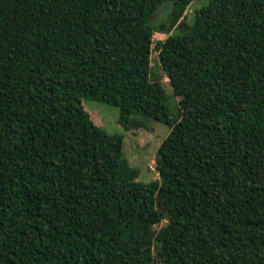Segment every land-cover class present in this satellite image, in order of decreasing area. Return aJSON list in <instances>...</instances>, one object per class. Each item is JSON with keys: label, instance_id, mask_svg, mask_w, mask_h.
Here are the masks:
<instances>
[{"label": "trees", "instance_id": "trees-1", "mask_svg": "<svg viewBox=\"0 0 264 264\" xmlns=\"http://www.w3.org/2000/svg\"><path fill=\"white\" fill-rule=\"evenodd\" d=\"M193 1L0 0V264H264V0L155 46L161 4ZM84 100L169 128L155 180L123 178Z\"/></svg>", "mask_w": 264, "mask_h": 264}, {"label": "rangeland", "instance_id": "rangeland-1", "mask_svg": "<svg viewBox=\"0 0 264 264\" xmlns=\"http://www.w3.org/2000/svg\"><path fill=\"white\" fill-rule=\"evenodd\" d=\"M209 0H195L186 7L164 2L158 8L150 24L158 32L155 33L153 43L162 42L168 36L175 34V29L180 23H190L196 11L208 4ZM153 44V45H154ZM156 50L152 51L151 68L154 79L161 82L167 95L171 110L177 112L178 99L172 96L171 88L164 72L157 61ZM83 108L89 114L92 122L109 135L123 137V162L124 177L132 173V179L140 183H150L157 177L155 169L156 153L162 142L169 134V128L153 120H146L137 130L124 131L118 124L119 109L100 102L84 100ZM167 222L163 221V226ZM159 227H155L157 231Z\"/></svg>", "mask_w": 264, "mask_h": 264}]
</instances>
